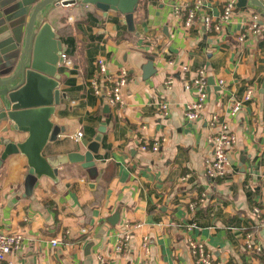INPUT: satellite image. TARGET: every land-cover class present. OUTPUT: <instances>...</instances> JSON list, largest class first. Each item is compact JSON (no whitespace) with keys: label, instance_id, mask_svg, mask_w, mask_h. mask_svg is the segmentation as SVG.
I'll use <instances>...</instances> for the list:
<instances>
[{"label":"crops","instance_id":"1","mask_svg":"<svg viewBox=\"0 0 264 264\" xmlns=\"http://www.w3.org/2000/svg\"><path fill=\"white\" fill-rule=\"evenodd\" d=\"M185 1L140 0L134 31L121 13L93 5L62 8L50 17L63 45L60 90L67 99L53 118L65 132L44 154L83 153L101 127L106 131L95 156L96 178L81 164L68 163L59 168L57 181L43 177L26 196V157L12 155L0 163V232L24 235L15 264H100L99 255L106 264H195L190 239L203 243L218 263L264 264V30L239 40L244 24L258 13L250 6L238 7L218 32L206 31L202 20L186 30L175 11ZM227 1L206 0L203 15L219 19ZM148 56L156 73L145 78ZM99 59L111 72L128 68L123 108L111 107L90 88ZM201 68L208 71V99L201 118L188 121L185 111L197 97L185 84ZM170 77L174 83L167 88ZM249 87L254 96L231 123L237 145L230 174L210 179L205 172L211 154L208 119L229 114ZM26 137L0 131V139ZM142 139L159 142L160 150L142 152ZM3 150L0 141V157ZM127 221L142 227L122 257L114 246ZM146 235L149 255L141 247ZM249 235L262 252L245 248ZM53 240L59 244L53 246Z\"/></svg>","mask_w":264,"mask_h":264},{"label":"water","instance_id":"2","mask_svg":"<svg viewBox=\"0 0 264 264\" xmlns=\"http://www.w3.org/2000/svg\"><path fill=\"white\" fill-rule=\"evenodd\" d=\"M140 0H0V131L27 134L23 141L0 139L4 150L0 163L12 155L27 159L25 194L32 196L36 184L46 177L57 181L58 170L68 163L81 164L89 177L96 178L105 127H101L85 152L45 155L50 143L65 132L53 118L56 108L67 99L61 92L59 67L65 63L63 45L49 21L62 8L93 5L125 16L134 31V14ZM253 7L264 17L263 0H237V8ZM144 77L156 73L154 58L148 56Z\"/></svg>","mask_w":264,"mask_h":264},{"label":"built area","instance_id":"3","mask_svg":"<svg viewBox=\"0 0 264 264\" xmlns=\"http://www.w3.org/2000/svg\"><path fill=\"white\" fill-rule=\"evenodd\" d=\"M206 0H186L176 7V15L179 18L180 26L186 30L193 27L198 21L202 20L203 26L208 32L220 31L224 23L230 22L237 14V0H228L224 6L223 13L219 19H214L210 15H203ZM203 15V16H202ZM260 13L253 14L242 28L239 37L240 41H245L252 36H259L263 33V25ZM183 71L187 72L188 67H183ZM130 83L129 71L126 67H121L115 72H111L104 59L97 61V70L89 79V85L94 95L100 99H104L111 107L123 108L126 104L125 94ZM174 79L170 77L166 81L167 88H171ZM208 71L201 68L196 72L190 81L186 82L185 87L193 86L196 91V100L189 103L185 111V118L188 121H197L201 118L208 99L207 92ZM254 96V88L249 87L242 100H235L231 105L229 114L214 113L208 119V125L212 133L208 137L211 147V154L205 160V172L210 179H222L230 174L231 164L230 155L237 145V136L231 131V123L237 117L244 107V103L250 101ZM168 102L161 103L163 114L168 113ZM83 133H78V138ZM139 149L142 152L157 153L160 150L159 142H150L149 140H141ZM205 195L200 199L203 202ZM196 203L190 204L189 208L194 210ZM255 213L260 217L262 211L259 207L254 209ZM193 225L189 226L190 228ZM142 227L140 223L127 221L116 235L115 252L119 256H126L130 250V244L134 233ZM83 234L87 233L86 229H82ZM70 233H66L69 237ZM24 235L22 233L0 232V264H15L12 260L18 251L22 248ZM192 256L195 264H224L214 260L213 255L206 249L203 243L188 240ZM58 240H53L52 245L57 246ZM142 250L145 255H149V237H142ZM245 248L249 252L260 253L262 248L254 243L253 238L249 235L245 239ZM100 264H106L104 256L99 255Z\"/></svg>","mask_w":264,"mask_h":264}]
</instances>
